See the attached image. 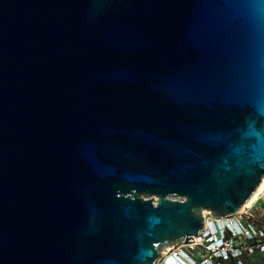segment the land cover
Wrapping results in <instances>:
<instances>
[{
  "label": "water",
  "instance_id": "obj_1",
  "mask_svg": "<svg viewBox=\"0 0 264 264\" xmlns=\"http://www.w3.org/2000/svg\"><path fill=\"white\" fill-rule=\"evenodd\" d=\"M263 177L264 0H0V264H156Z\"/></svg>",
  "mask_w": 264,
  "mask_h": 264
},
{
  "label": "built area",
  "instance_id": "obj_2",
  "mask_svg": "<svg viewBox=\"0 0 264 264\" xmlns=\"http://www.w3.org/2000/svg\"><path fill=\"white\" fill-rule=\"evenodd\" d=\"M228 216L230 215L216 217L210 211H205L204 227L193 235L192 241H180L164 248L156 264H223V260L245 253L242 246L238 245L243 243L242 239L250 243L247 252H254L256 247L264 251V226L259 228L243 218ZM224 219L228 221L226 225H223ZM179 243L190 245L195 251L188 253L183 248L175 249V245ZM229 243L231 248H227ZM234 247L237 249L236 253ZM163 257L165 258L162 259ZM239 262L243 264L241 260Z\"/></svg>",
  "mask_w": 264,
  "mask_h": 264
},
{
  "label": "rangeland",
  "instance_id": "obj_3",
  "mask_svg": "<svg viewBox=\"0 0 264 264\" xmlns=\"http://www.w3.org/2000/svg\"><path fill=\"white\" fill-rule=\"evenodd\" d=\"M174 197V196H173ZM229 218H236L240 219L243 218V220H246L248 222H251L256 225V227H263L264 226V189L261 191V193L257 196L255 201H253L250 205L244 206L243 208H240L239 211L234 213L233 215L228 216ZM226 221L224 219L223 225H226ZM243 243H239L238 245H241V249L245 252L248 251L247 246H249V242H246V240L242 239ZM183 248L184 251L193 252L195 251V248H192L190 245H186L182 243L175 245V249ZM227 248H231V244H227ZM226 249V247H225ZM196 250H199V247H196ZM235 253L237 252V249L234 247ZM261 250L260 247L255 248V252H247L245 253L244 257L240 258L243 264H264V251H258ZM163 257L162 259H164ZM239 256H232L231 258L227 259L225 264H237V262L240 260Z\"/></svg>",
  "mask_w": 264,
  "mask_h": 264
},
{
  "label": "bare ground",
  "instance_id": "obj_4",
  "mask_svg": "<svg viewBox=\"0 0 264 264\" xmlns=\"http://www.w3.org/2000/svg\"><path fill=\"white\" fill-rule=\"evenodd\" d=\"M263 189H264V177H263L261 183L259 184V186L257 187V189L250 196V198L243 204V206L241 208H243L244 206L250 205L253 201H255V199L261 193V191H263Z\"/></svg>",
  "mask_w": 264,
  "mask_h": 264
},
{
  "label": "trees",
  "instance_id": "obj_5",
  "mask_svg": "<svg viewBox=\"0 0 264 264\" xmlns=\"http://www.w3.org/2000/svg\"><path fill=\"white\" fill-rule=\"evenodd\" d=\"M258 251L263 252V250H258ZM254 252H255V251H254ZM254 252H253V253H254ZM245 253H246V252H245ZM245 253H242V254L239 256V259L242 258V257H244ZM240 260H241V259H240ZM226 261H227V260H223V264H225ZM237 264H241V263L238 261Z\"/></svg>",
  "mask_w": 264,
  "mask_h": 264
}]
</instances>
